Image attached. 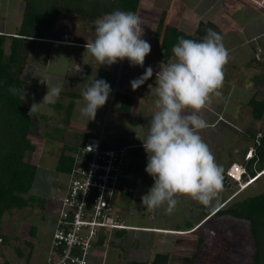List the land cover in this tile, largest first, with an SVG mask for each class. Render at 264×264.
<instances>
[{
    "label": "crops",
    "instance_id": "0c3cea01",
    "mask_svg": "<svg viewBox=\"0 0 264 264\" xmlns=\"http://www.w3.org/2000/svg\"><path fill=\"white\" fill-rule=\"evenodd\" d=\"M232 2V0H140L136 14L143 22L142 27L145 25L142 38L151 45V52L146 56L143 67L130 66L127 59L118 61L111 66L99 65L96 60H94V63L89 64V59L93 58L92 54L86 49V44L89 40L70 39L63 37L61 34H55L59 25L63 28L71 22L81 23L83 27L89 25L95 29V22L89 23L73 13L63 11L59 15L55 27L48 31L44 38L38 39L36 48L32 51L29 63L25 68L26 71L29 70L30 78L24 86L26 104L31 107L33 103H37L35 101V98H37L35 90L38 89L34 87H43V91H48L47 83L41 82L43 78L40 76H43L49 86L60 85L62 87L58 98L62 104L60 111L65 112L62 109L65 108L66 112H68L67 109L74 102V109L68 122L70 124L73 122L80 124H77L78 130L77 132L73 131L74 135L70 138L74 141L73 143H70L71 140L68 138L65 139L66 141L63 140L64 144H58L60 146L58 156L64 147L69 145L73 147L81 146L85 142H92L95 138H101L103 146L106 148L126 150L127 172L119 182L118 189L112 200V207L113 215L128 228L126 230H107L105 239L98 242L92 250L89 264H128L131 261H147L148 257L151 256L147 252L153 246V250L157 248L155 245L162 240L161 237L194 233L198 234L200 238L205 233L203 229L206 228V222L217 216L216 214L212 215L218 209L217 207H215L217 209L213 208V210L207 211L209 206H204L189 196L177 195L176 199L178 203L182 202V205L174 211L184 212L185 216L187 213H192V220L188 219L185 222L184 218L180 222L178 221L179 218H176L171 223L157 224L152 221L172 215L165 212L166 205L154 210H148L141 203V197L147 194L154 184L153 178L145 171L148 163V154L144 150L142 143V139L146 137L148 132L152 114L157 111L154 103L157 97L154 95V88L151 90L149 85L151 84L155 87L156 72L173 58L172 56L167 61L160 59L162 43L159 41L160 39H156L155 33L161 21H164L165 25L176 28L179 32L188 36H197L200 24L210 22L218 27L219 34L223 38L222 42L229 56L228 62L223 68V86L219 89L220 95L213 94L206 107L199 113L209 124V127L201 130L199 134L211 149L216 163L223 167V172L233 163H239L245 167L248 160L246 156L253 148L251 138L254 135H250L252 130H257L258 137L261 134L264 136V117L261 120L256 119L253 116L250 105V100L254 96L264 100V84L257 82V77L264 75V2L260 0ZM20 3L23 4V19L25 0H21ZM21 23L22 20L20 19V23L15 29L0 27V32L7 35H15ZM151 27L153 31H151ZM148 32H152L149 37L146 36ZM64 47L70 50L68 56H66L68 62L65 65L61 62V59L64 58ZM36 54L38 55V60H36ZM149 66L153 69V76L136 90H133L130 81L142 76L145 69ZM94 77L95 79H104L108 82L111 86V92L105 105L97 110L95 119L88 121L86 117L80 114L79 109L85 103L82 91L86 90V87L90 85ZM262 80H264V77ZM123 96H128L131 99L127 111L119 110ZM53 103L44 101L43 106L51 110L48 114L52 117L56 115L52 109ZM42 105L41 103L40 106ZM36 118L37 113L34 129L37 127ZM216 125L226 127L223 138L226 142L229 139L225 148L219 151L215 148L214 137L208 130ZM39 129L38 127L36 128L37 131H40ZM61 129L62 131L60 132L65 133L66 130ZM68 151L72 152L70 149ZM37 165V178L39 179V163ZM58 173L60 174L56 178L58 185L65 182V190L68 185L69 174ZM262 177H264V174L257 177L243 191L245 189L248 190L247 188L251 185H256ZM36 181L38 180L36 179ZM229 182L231 183L230 187L226 188L223 186V191L215 200L216 206L225 205L227 202L237 198L239 194H242L243 191L235 195L237 182L232 180ZM232 195L235 196L233 197ZM42 197L46 198L45 195ZM50 210L48 208V212ZM57 218L56 216V218L54 217L51 220L49 242L46 245L38 244L36 237L37 228L35 232L30 229V234L27 238H20L15 235L10 236V238L15 239L9 242H2L0 239L2 246L0 254L14 251L18 257L16 264H27L25 256L31 251L29 264H48ZM129 230L136 231L134 237L130 239L127 237L129 236ZM143 234L152 236L153 244L149 247V243L146 246L139 245L138 249L132 250V258L123 259L124 252L130 250L127 242H132L131 246L135 247V242L140 243L139 237L143 236ZM126 237L128 240H125ZM28 241L33 242L32 248L27 245ZM16 248L22 249V255L16 252ZM145 251L146 253H144ZM145 256L148 257L145 258ZM111 258H114V260ZM0 264L13 263L2 257Z\"/></svg>",
    "mask_w": 264,
    "mask_h": 264
},
{
    "label": "clouds",
    "instance_id": "9594fccd",
    "mask_svg": "<svg viewBox=\"0 0 264 264\" xmlns=\"http://www.w3.org/2000/svg\"><path fill=\"white\" fill-rule=\"evenodd\" d=\"M95 25V39L87 41L86 49L99 65L111 66L127 59L130 66H144L151 45L142 38L143 22L136 13L116 10L97 18ZM222 40L212 29L207 30L200 42L178 37V43L172 48L173 58L156 72L155 87L149 85L157 97L154 101L157 111L152 114L148 132L142 139L148 154L145 171L154 180L148 193L141 197L142 205L148 210L166 205L165 212L171 214L178 203L177 195L189 196L208 206L223 191V167L216 163L199 134L209 127L199 113L213 94L220 95L219 89L223 86V68L229 56ZM152 76L153 69L149 66L142 76L130 81L132 89L136 90ZM40 77L48 85L43 102L53 103L62 87L49 86L46 78ZM9 91L22 100L26 96L23 86L13 85ZM110 92L108 82L94 77L82 91L85 103L79 109L80 114L88 121L94 120ZM41 103H33L28 115L38 113ZM253 155L252 148L246 158L251 159ZM246 173L233 179L242 189L264 174V170L255 177L245 178Z\"/></svg>",
    "mask_w": 264,
    "mask_h": 264
},
{
    "label": "trees",
    "instance_id": "16d2710c",
    "mask_svg": "<svg viewBox=\"0 0 264 264\" xmlns=\"http://www.w3.org/2000/svg\"><path fill=\"white\" fill-rule=\"evenodd\" d=\"M139 3L140 0H25L23 19L17 33L7 35L0 32V225L3 216L14 210L35 206L41 210L46 209L47 199L32 193L38 165L28 159V154L36 148L31 138L36 114L29 116L31 107L26 105L25 99L22 100L19 95L9 91L13 85L24 88L23 72L29 63L32 51L36 48L38 39L44 38L45 34L55 27L63 11L73 13L91 23L116 10L136 13ZM208 29L219 34L218 27L210 22L200 24L197 36H188L161 21L155 33L156 39H160L162 43L160 59L167 61L173 56L172 48L178 43V37L200 42ZM263 77L264 75H259L257 82L264 84ZM121 102L119 110L127 111L131 102L130 97L123 96ZM250 105L253 116L261 120L264 117V100L254 96L250 100ZM53 106L58 110L62 104L58 102ZM73 109L74 102L67 109L66 122L69 121ZM250 135H254L251 138L254 155L245 164L247 171L245 178L255 177L264 170V136L261 134L258 137L257 130H252ZM78 148L79 146L71 145L63 148L58 158V172L64 174L72 172L76 165L74 153ZM230 180L234 182L233 179L225 176L223 186L230 187ZM214 214L239 220L248 225L254 246L251 264H264V192L241 198L238 196L227 208L218 209L212 215ZM31 229L32 232L36 230L35 227ZM105 237L106 232H102L98 242ZM0 239L3 242H9L13 238L0 232ZM204 240V235H201L196 252L192 256L184 257L180 264L196 263ZM27 245L32 248L33 242L28 241ZM16 252L22 255V249L16 248ZM31 254L30 251L25 256L27 264L30 262ZM173 260L170 253L158 252L150 262L131 261L128 264H175Z\"/></svg>",
    "mask_w": 264,
    "mask_h": 264
},
{
    "label": "rangeland",
    "instance_id": "374dc122",
    "mask_svg": "<svg viewBox=\"0 0 264 264\" xmlns=\"http://www.w3.org/2000/svg\"><path fill=\"white\" fill-rule=\"evenodd\" d=\"M232 3H237L240 0H232ZM264 2V0H260ZM21 0H0V27H9L10 29H15L17 25L20 23V19L22 20V10L23 4L20 3ZM145 22V21H144ZM145 26V25H144ZM143 26V27H144ZM87 27V28H86ZM86 27L82 26L81 23H69L66 24L65 27L61 28L60 25L56 28L57 35H63V37H68L70 39L76 38L78 40H94L95 39V29L92 26L86 25ZM151 31H153L151 27ZM152 32H148V35L151 36ZM65 48L64 58L61 59L63 65L67 64L68 60L66 56H68V52L70 51L68 48ZM38 53V52H37ZM71 54V52H70ZM260 55V54H259ZM36 54V60H38ZM95 58L89 59V64L94 63ZM41 63V59H39ZM129 63V62H128ZM23 78L25 83L29 81V70H24ZM25 86V85H24ZM68 87V86H67ZM38 90H35L37 93V98H35L37 103L42 102V106L39 105L40 111L37 113V127L40 131H37L36 128L34 129L35 132L31 133V138L36 146V150L32 151L28 154V159L32 162L39 163V179L36 176L38 181L34 182V189L32 188V193L37 194L40 196L45 195L47 202H46V209L41 210L38 206L35 207H27L21 210H14L12 213H6L2 218V223L0 225V232L7 236H19L20 238H27L30 234V229L32 227L37 228V239L38 244H47L49 242V234L51 229V220L58 217L61 209H62V200L63 196L65 195L64 184L58 185L57 177L60 174L56 170V165L58 161V153L60 144H64L65 139H70L73 137L74 132H77V126L80 125L78 122L77 124L67 123L66 122V109L62 108L65 112L57 110L53 104L61 102L58 99L54 101L52 104V109L56 114L52 117L48 112V108H44V97L47 93V90L43 91V87H34ZM27 99V97H26ZM29 100V99H28ZM27 103V100H25ZM30 103V102H29ZM27 105V104H26ZM28 106V105H27ZM29 107V106H28ZM82 117V116H80ZM77 118V117H76ZM65 123L64 124V120ZM36 122V121H35ZM65 129V133L60 132ZM210 134L214 137V146L219 151L225 148L226 140L223 138V134L226 130V127L223 125L214 126L211 129H208ZM62 134V135H61ZM40 135V137H38ZM64 140V141H63ZM71 140V139H70ZM74 141L71 140L70 143ZM59 144V145H58ZM228 145V144H227ZM241 150V148H239ZM38 175V174H37ZM63 178V176H62ZM65 181V180H64ZM243 187H245L243 185ZM236 194L243 191L238 184L235 185ZM251 188V190H250ZM245 189L242 194L238 195L241 197H246L249 195L259 194L264 192V177H262L256 185H251L250 187ZM34 190V191H33ZM234 193V194H235ZM235 194V195H236ZM59 195V196H58ZM235 195H232L233 197ZM237 196V197H238ZM215 198L209 207L208 210H213V208L217 207L220 208L222 205L216 206ZM235 199L227 202V204H223L224 208H227ZM51 202V203H49ZM226 203V202H225ZM182 205V202L178 203L175 207L179 208ZM48 208L51 209L48 212ZM215 208V209H217ZM174 209V210H175ZM215 213V212H214ZM171 216H164V219H155L153 223H171L174 222L173 220L179 218L178 221H183L185 218L186 220L191 218L192 213H187L185 216L184 212L179 213L178 211H173ZM45 218V220H44ZM152 223V224H153ZM204 230L205 241L203 244V248L199 253V258L196 263L194 264H251L253 261V252L254 246L250 237L248 225L244 222L239 220H234L229 217H221L215 216L206 222V228ZM135 230H129L128 239L134 237ZM143 233V232H141ZM199 233V232H198ZM201 233V232H200ZM149 234V233H148ZM151 235V234H149ZM143 234V236L139 237L140 243L135 242V247L131 246L132 242H127L128 247L130 250H127L123 254V259L132 258L133 252L132 250L138 249L140 246H146L148 243V247L153 244L152 243V236ZM126 237L125 240H128ZM12 238V237H11ZM30 238V237H29ZM162 240L159 243H156V249L154 246L151 250L147 252L150 257H148L147 261H152L156 253L158 252H168L174 259L175 264H180L181 260L184 257L192 256L198 246V234H177L171 236H163L161 237ZM15 239V238H13ZM150 239V241H149ZM3 242V241H2ZM5 242V241H4ZM21 245L22 242H20ZM132 243V244H131ZM6 245V244H5ZM0 244V253L2 252ZM118 247V245H117ZM129 251V252H128ZM147 251V250H146ZM146 251L144 253H146ZM3 258H7L11 263L16 264L18 260L17 255H15L14 251H10L9 253L6 252L5 254H0V261ZM114 260V258H111ZM122 262V261H121Z\"/></svg>",
    "mask_w": 264,
    "mask_h": 264
},
{
    "label": "built area",
    "instance_id": "2783aa9c",
    "mask_svg": "<svg viewBox=\"0 0 264 264\" xmlns=\"http://www.w3.org/2000/svg\"><path fill=\"white\" fill-rule=\"evenodd\" d=\"M62 209L53 232L48 264H89L102 232L126 229L113 215L112 200L126 175V150L103 146L101 138L86 142L74 153ZM246 171L233 163L223 176L231 179Z\"/></svg>",
    "mask_w": 264,
    "mask_h": 264
}]
</instances>
